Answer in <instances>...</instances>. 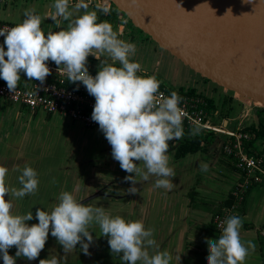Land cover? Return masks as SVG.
Returning <instances> with one entry per match:
<instances>
[{"label": "clouds", "instance_id": "obj_1", "mask_svg": "<svg viewBox=\"0 0 264 264\" xmlns=\"http://www.w3.org/2000/svg\"><path fill=\"white\" fill-rule=\"evenodd\" d=\"M88 8L85 0H78L71 10L70 0H54V10L41 15L35 8H27L21 23L0 28V36L5 38L0 45V79L10 92H15L21 72L28 80L43 84L51 74L49 60L58 69L63 65L68 80L82 83L95 98L91 119L98 123L111 145L113 159L130 174L124 178L132 183L127 191L136 193L137 181L146 182L150 177L156 178L155 188L170 191L175 171L170 166L169 142L183 138V121L187 116L180 107L182 97L176 91L164 96L159 92L161 81L155 75L137 74L141 65L131 59L136 45L119 38L120 33L109 22H98V11H111L107 0H98L95 10ZM47 18L60 30L45 35L41 25ZM62 21L68 22L66 27ZM90 55L100 61L95 76L87 67ZM200 130L197 125L191 134L197 135ZM200 168L207 171L208 165L201 164ZM7 173L8 168L0 166V253L4 264H15L16 257L37 259L48 240L50 227L65 255L76 249L78 243L80 250L89 255L93 225L99 226L100 235L108 237L112 254H123L120 259L125 264H170L172 257L168 251L159 250L154 228L146 229L142 220L113 217L102 207L86 206L68 191L59 194L51 212L38 208V223L28 225L26 221L33 219L32 211L14 213L12 198L34 194L39 185L38 174L34 168L24 167L18 177L21 187L16 188L6 184ZM6 194L10 197L7 200ZM223 223L218 239L206 238L207 264H244L255 245L242 242L241 217L230 216ZM13 246L17 249L15 257L8 252ZM149 249L153 251L150 253ZM62 259L51 255L40 259L39 264H62Z\"/></svg>", "mask_w": 264, "mask_h": 264}, {"label": "crops", "instance_id": "obj_2", "mask_svg": "<svg viewBox=\"0 0 264 264\" xmlns=\"http://www.w3.org/2000/svg\"><path fill=\"white\" fill-rule=\"evenodd\" d=\"M4 2L5 0L2 3ZM10 2L12 7L10 9L8 6L5 7L0 15L8 17L9 22L14 25L16 21L21 22L24 19V11L27 8H35L41 15L54 10L52 9L54 0H10ZM77 2L78 0H70V10ZM85 2L88 3V10L91 11L95 10L98 0H85ZM37 3L41 6L40 9ZM82 12L83 9L81 14ZM64 22L66 21H62ZM50 24H55L51 18L42 22L41 27L45 35L51 29ZM119 29L123 31L121 25ZM0 45H3L2 40ZM24 80L28 78L21 72L18 83ZM2 82L5 81L0 79V84ZM40 112L42 113L0 99V166L8 168L6 184L20 188L18 177L26 166L34 168L38 174L39 185L34 194L23 198H12L14 213L27 214L32 211L33 219L26 221L28 225L38 223L35 216L38 208L51 212L58 203L59 194L63 191L71 192L77 201H80L103 189L104 196L94 200L91 206L102 207L113 217L142 220L146 229L154 228V239L159 245V250L168 251L172 257L170 264H207L206 238L218 239L222 234L215 228L212 216L235 204L236 208L230 216H239L243 221L240 238L245 244L250 241L255 245L254 250H249L244 264H264V241L259 235V229L264 226V186L254 184L243 194L242 200L236 199L233 191L242 184L244 177L237 168L234 158L224 154L223 138L220 135L214 134L211 146L217 138L219 139L215 147L210 146L207 152L200 150L181 157L174 154L175 159H182L184 162L180 169L174 168L175 177L171 178L173 187L170 191L155 188L153 185L156 178L150 177L146 182L137 181L135 186L138 191L130 193L127 190L132 183L124 179L130 174L121 169L119 162L114 160L111 154H48L49 145L46 144V140L44 141L45 135L42 136L41 132H30L33 127L37 131V128L39 130L43 125L44 131L49 128L51 135L58 130L56 133L58 138L73 135L81 140L88 139L94 142L104 152H111L110 144L101 130L88 128L82 123L66 118L61 121L60 116L45 115ZM23 113L27 115L25 121ZM38 115L39 118H36ZM263 143L257 141L260 150L264 152ZM107 157L108 159L102 160ZM201 164H207L208 170L202 171ZM117 179H122L124 183V186H120L121 192L109 193L111 190L115 191L112 187L117 186L114 182ZM136 179L140 178L136 177ZM9 198L6 194L5 199ZM45 199L52 200L47 209L41 208L40 201ZM93 228L94 230L90 229L93 236L92 247L98 250V253L93 252V257L89 259L88 255L77 249L71 251L70 256L81 255L82 259L89 263L125 264L120 259L122 253L112 254L108 237L100 235L99 226L93 225ZM49 236H52L50 231ZM77 246L80 248L79 243ZM149 251L151 253L153 250L149 249Z\"/></svg>", "mask_w": 264, "mask_h": 264}, {"label": "water", "instance_id": "obj_3", "mask_svg": "<svg viewBox=\"0 0 264 264\" xmlns=\"http://www.w3.org/2000/svg\"><path fill=\"white\" fill-rule=\"evenodd\" d=\"M107 4L120 10L119 22L127 17L199 75L241 99L264 103V10L258 6H264V0H107Z\"/></svg>", "mask_w": 264, "mask_h": 264}, {"label": "built area", "instance_id": "obj_4", "mask_svg": "<svg viewBox=\"0 0 264 264\" xmlns=\"http://www.w3.org/2000/svg\"><path fill=\"white\" fill-rule=\"evenodd\" d=\"M2 2L3 0H0V9ZM107 6L111 7L109 4ZM4 26L12 27L15 25L0 19V28ZM4 39L3 36H0V40L4 42ZM47 63L51 69V74L46 77L43 84L35 80H24L18 83L15 92H10L6 82H2L0 84V99L28 107L32 111H42L49 115H58L78 121L88 128L99 129L98 123L91 119L95 98L88 94L82 83H71L62 71L63 66L58 69L54 62L49 60ZM88 70L93 76L97 74L96 71ZM173 91L182 97L180 107L187 114L183 121L184 136L191 135V130L197 125L201 130L213 131L215 134L223 136L224 154L234 158L237 168L244 177L242 184L233 191L236 199L242 200L243 194L254 184L264 186V156L258 152L250 153L248 151V145L250 141L254 140L255 135L247 128L256 122L255 117L251 124L246 122L249 110H245L236 119L235 124L232 120L229 128L227 124H217L209 119L211 112L216 113L210 107L211 99L197 93L192 88L171 89V87L165 86L159 89V92L163 93L164 96H169ZM179 143L180 140L170 141L169 146L175 147ZM235 208L236 205L233 204L230 208L213 214L212 220L218 231H223L225 226L223 222L230 217ZM259 235L264 241V226L259 229Z\"/></svg>", "mask_w": 264, "mask_h": 264}, {"label": "rangeland", "instance_id": "obj_5", "mask_svg": "<svg viewBox=\"0 0 264 264\" xmlns=\"http://www.w3.org/2000/svg\"><path fill=\"white\" fill-rule=\"evenodd\" d=\"M38 4L39 3H37L38 9H40L41 6ZM7 6H8V9L12 7L10 0H5V2L2 3L0 13H3L4 8ZM0 19L3 21H7V22L10 21L9 18L6 17L5 15L3 17L0 15ZM125 20L127 21L126 30L121 32L119 29L120 23L118 22L119 21L118 19L113 20L107 17L103 18V21L109 22L112 25L113 29L120 33L119 38L125 41H128V42L134 43L136 45V54L134 57H131V59L134 61H138L141 65V71L137 73L138 75H155L156 78L159 81H161V83H163L166 87H171V89H179V88L191 89L192 88L197 93H201L208 99H212L215 103V106L213 109L216 110V113L211 112L209 119L217 124H221V123L225 124V120H228L227 125L229 126V128L231 127L232 120L234 121L233 124H235L236 119L239 118L243 114V112H245V110H249V116L246 118V122L248 124L252 123L254 117L257 119V117L260 118L264 116V110L259 111L258 116L256 115L257 112H255L256 107L264 108L263 106L264 103H261V102L255 103L253 100L251 101L250 98H246V97L245 99H241L234 92L227 90L211 82L209 79L199 75L198 73L193 71L190 67L183 64L178 58L170 54L168 51L158 47L157 44L150 37H148L146 33L142 32L139 28H137L127 17H124L123 21L125 22ZM21 22L18 20L15 22V25ZM67 23L68 22L66 21L62 23V25L66 27ZM50 27L51 29L49 31L60 30L56 24H50ZM101 59H103V57H101ZM99 63H100L99 60H97L94 56L90 55L88 57L87 67L88 69L97 72L99 70L98 69ZM16 106H20V105L16 104ZM42 113L46 115V113L44 112ZM39 116L40 115H38L36 118H39ZM54 116H58V115H54ZM23 117L25 121L27 118L26 113H23ZM59 120L64 121V118L60 117ZM78 123H81V122H78ZM32 131L35 133L41 132L42 136L45 135L44 137L46 139H44V141L46 140L45 141L46 144L49 145L48 154H66V155L67 154H111V152H107V151L104 152L101 147L97 146L94 142H91L88 139L81 140L80 138H77L76 136H73V135H70L64 138L63 137L58 138L56 136V133L58 132V130H56L55 134L51 135L49 128H47L44 131L43 125L41 128H39V130L37 128V131H35L33 127L30 132ZM207 133H208V130H200L199 132V134L204 137H207L206 136ZM209 137H211V135H209ZM221 137L223 136L221 135ZM175 151L176 150L173 149L172 147L169 148L168 155L170 157V165H172L173 168L177 167V169H180L181 164H183L184 160L175 159V155H174L176 154ZM106 159H108V157L102 158V160H106ZM136 163L138 164L139 161H136ZM197 175L198 177H200L198 173ZM121 180L120 179L114 180L117 186L112 187L115 191L111 190L109 191V193L117 194L121 192L120 186L121 185L124 186V183ZM103 196L104 194H102L101 196L97 198H101ZM97 198L90 200L84 204L86 206H91L94 200H96ZM40 203L42 204L41 208L47 209L49 208V205L52 203V200L45 199V200H41ZM50 232H51V229H50ZM92 246H93V243H91L89 246V253H90L88 255L89 259L93 257L92 256L93 252L98 253V250H94ZM46 247H49L52 250L54 248H58V250L55 251L56 253L63 252L62 254H65L62 245H60L57 242L55 237L54 238H52V236L48 237V240L46 241L44 248L46 249ZM70 253H68L69 256H70ZM94 255L96 254L94 253ZM77 258L79 262H82L81 264H85V262L88 263L87 260L82 259L81 255H79ZM73 261L76 262V260H71L70 262H73ZM93 263L96 264V262H93Z\"/></svg>", "mask_w": 264, "mask_h": 264}, {"label": "trees", "instance_id": "obj_6", "mask_svg": "<svg viewBox=\"0 0 264 264\" xmlns=\"http://www.w3.org/2000/svg\"><path fill=\"white\" fill-rule=\"evenodd\" d=\"M111 11L109 14H104L102 12H98V22L103 21V18H114L116 19L118 17V14L120 13V10L112 4L110 7ZM165 85L163 83L160 84V88H163ZM215 103L211 99L210 100V107L214 108ZM264 110V108H259L256 115L258 116L259 111ZM216 111V110H215ZM247 130H250L255 135L254 140L250 141L248 145V151L250 153L258 152L260 155L264 154L262 150H260L259 145H257V141L260 140L262 143L264 142V116L257 117L256 122H254L250 127L247 128ZM214 132L208 131L207 137H204L202 135H187L184 136L180 140V143L177 147L173 148L176 150V154L178 157L184 156L188 153H196L198 151H209L211 143L214 138ZM211 135V137H209ZM202 136V137H201ZM249 147H251L249 149ZM216 228V227H215Z\"/></svg>", "mask_w": 264, "mask_h": 264}, {"label": "flooded vegetation", "instance_id": "obj_7", "mask_svg": "<svg viewBox=\"0 0 264 264\" xmlns=\"http://www.w3.org/2000/svg\"><path fill=\"white\" fill-rule=\"evenodd\" d=\"M111 19H113V20H117L118 19L119 20L120 19L119 18V14H118V17L116 19H114V18H111ZM123 20H124V17L121 18L120 25L123 26V31H125L126 30V22L127 21L125 20V22H124ZM50 229H51V227H50ZM77 249H80V248H78V246H76V250ZM16 250L17 249H16L15 246L11 247L8 250L9 255L15 257ZM55 251L56 250H52L50 248H46V250L43 249L40 252L39 257L37 259H35V260H28V259H26L24 257H16L15 264H39L40 259L50 258L51 255H56L58 258H63L62 259V264H81L82 263V262H79L78 258L75 257V255L74 256H69V254L65 255V254H62L63 252L62 253H56ZM70 255H71V253H70ZM71 257H73V258H71ZM71 260H76V262L75 261L70 262ZM0 264H4V261H3V258H2V253H0ZM85 264H91V263H89V262L86 263L85 262Z\"/></svg>", "mask_w": 264, "mask_h": 264}, {"label": "bare ground", "instance_id": "obj_8", "mask_svg": "<svg viewBox=\"0 0 264 264\" xmlns=\"http://www.w3.org/2000/svg\"><path fill=\"white\" fill-rule=\"evenodd\" d=\"M258 6H259L262 10H264V6H263V5L258 4ZM259 102H260V101H259Z\"/></svg>", "mask_w": 264, "mask_h": 264}]
</instances>
